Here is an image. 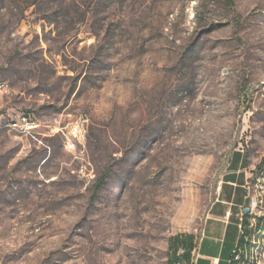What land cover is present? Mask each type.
I'll return each mask as SVG.
<instances>
[{"label":"rangeland","instance_id":"1","mask_svg":"<svg viewBox=\"0 0 264 264\" xmlns=\"http://www.w3.org/2000/svg\"><path fill=\"white\" fill-rule=\"evenodd\" d=\"M1 88L0 264H174L235 154L264 250V0H0Z\"/></svg>","mask_w":264,"mask_h":264},{"label":"crops","instance_id":"2","mask_svg":"<svg viewBox=\"0 0 264 264\" xmlns=\"http://www.w3.org/2000/svg\"><path fill=\"white\" fill-rule=\"evenodd\" d=\"M233 185L236 187V184ZM245 185L242 186L243 191ZM249 207L248 196H244L239 203L234 196L229 201L224 193L214 204L199 236L191 235L194 248L190 261L184 260L183 264H253L260 232L255 230L256 235H253L250 228L252 215L247 212ZM262 228L264 221L259 220L257 229ZM236 250L243 252L244 259L240 262L234 260Z\"/></svg>","mask_w":264,"mask_h":264},{"label":"trees","instance_id":"3","mask_svg":"<svg viewBox=\"0 0 264 264\" xmlns=\"http://www.w3.org/2000/svg\"><path fill=\"white\" fill-rule=\"evenodd\" d=\"M264 166V160L262 162ZM247 167V159L245 156L241 154H235L233 160L231 162V170L230 172L225 175L224 177V185L223 190L225 191L226 198L230 201L233 196L236 202H241L244 196H248L246 190H242V186L245 185V174L243 172H239L241 169H245ZM231 183V184H230ZM236 184V187L233 185ZM102 183L99 184V188L101 187ZM176 242L184 250L182 256H178L175 254L173 257V263L183 264L185 261H190V254L194 248L193 236L188 235L184 238H176Z\"/></svg>","mask_w":264,"mask_h":264},{"label":"built area","instance_id":"4","mask_svg":"<svg viewBox=\"0 0 264 264\" xmlns=\"http://www.w3.org/2000/svg\"><path fill=\"white\" fill-rule=\"evenodd\" d=\"M5 88H1L0 92L3 91ZM88 121L85 120V118H82V126L81 127H75V130H71L70 134H75V141L77 136H84V139L88 135ZM39 128V124L32 119L31 116H29V120L19 121L17 123H12V130L25 134V135H33L36 133L37 129ZM68 149H73V146H67ZM248 197L250 199V207L247 209L248 213L252 215V220L250 222V228H253L256 224H253V215H254V203L255 198H250V194H248ZM238 253V250L235 251V255ZM234 255V258H235ZM262 264H264V259L262 261Z\"/></svg>","mask_w":264,"mask_h":264},{"label":"bare ground","instance_id":"5","mask_svg":"<svg viewBox=\"0 0 264 264\" xmlns=\"http://www.w3.org/2000/svg\"><path fill=\"white\" fill-rule=\"evenodd\" d=\"M24 120H29V117L27 116H21L20 118H18L17 120H14L12 122H10L7 126L5 127H9L10 129H12V123H17L19 121H24ZM86 120V118H85ZM87 121V120H86ZM82 126V118L79 119V122H78V127H81ZM244 259V255H243V252L241 250H238V253L235 255V258L234 260L237 261V262H240ZM264 259V250H259L257 252V255H256V259L253 260L255 262V264H262V261Z\"/></svg>","mask_w":264,"mask_h":264},{"label":"water","instance_id":"6","mask_svg":"<svg viewBox=\"0 0 264 264\" xmlns=\"http://www.w3.org/2000/svg\"><path fill=\"white\" fill-rule=\"evenodd\" d=\"M247 212H248V210H247Z\"/></svg>","mask_w":264,"mask_h":264}]
</instances>
